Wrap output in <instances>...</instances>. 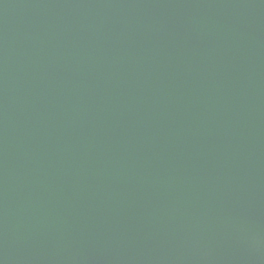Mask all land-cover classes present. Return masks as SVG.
<instances>
[{
  "label": "water",
  "instance_id": "obj_1",
  "mask_svg": "<svg viewBox=\"0 0 264 264\" xmlns=\"http://www.w3.org/2000/svg\"><path fill=\"white\" fill-rule=\"evenodd\" d=\"M0 264H264V0H0Z\"/></svg>",
  "mask_w": 264,
  "mask_h": 264
}]
</instances>
